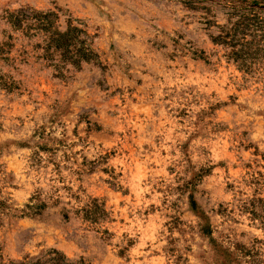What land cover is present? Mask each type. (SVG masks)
I'll return each instance as SVG.
<instances>
[{"label":"rangeland","instance_id":"374dc122","mask_svg":"<svg viewBox=\"0 0 264 264\" xmlns=\"http://www.w3.org/2000/svg\"><path fill=\"white\" fill-rule=\"evenodd\" d=\"M21 7L98 63L0 56V264H264V0Z\"/></svg>","mask_w":264,"mask_h":264},{"label":"trees","instance_id":"16d2710c","mask_svg":"<svg viewBox=\"0 0 264 264\" xmlns=\"http://www.w3.org/2000/svg\"><path fill=\"white\" fill-rule=\"evenodd\" d=\"M6 14L9 32H3L6 40L0 43V56H9L16 42L23 40L28 43L20 46L19 56L23 57L20 62H25L30 54L26 50L29 46L36 60L44 61L46 66L53 67L60 75L67 71L68 66L80 70L84 63H98V56L90 45L91 36L71 21H67L66 27L60 29L56 25L58 13L21 7ZM34 39L37 41L31 43ZM4 58L8 60V57ZM53 253L57 254L55 251ZM65 262L61 257L53 259L50 264H73Z\"/></svg>","mask_w":264,"mask_h":264}]
</instances>
